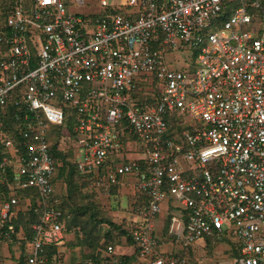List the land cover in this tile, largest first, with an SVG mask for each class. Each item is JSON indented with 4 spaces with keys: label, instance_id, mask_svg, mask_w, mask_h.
I'll return each instance as SVG.
<instances>
[{
    "label": "built area",
    "instance_id": "1",
    "mask_svg": "<svg viewBox=\"0 0 264 264\" xmlns=\"http://www.w3.org/2000/svg\"><path fill=\"white\" fill-rule=\"evenodd\" d=\"M10 2L0 22V243L19 235L18 194L36 190L26 263L54 264L45 247L68 229L55 152L71 150L100 193L144 198L132 231L143 264H202L214 238L235 240L216 264H264V0H100L96 17L69 15L65 0ZM186 45L199 50L196 69L180 61ZM134 145L136 159L110 160ZM168 201L181 210L169 228L179 254L161 252L154 235ZM118 262L108 246L79 264Z\"/></svg>",
    "mask_w": 264,
    "mask_h": 264
},
{
    "label": "rangeland",
    "instance_id": "2",
    "mask_svg": "<svg viewBox=\"0 0 264 264\" xmlns=\"http://www.w3.org/2000/svg\"><path fill=\"white\" fill-rule=\"evenodd\" d=\"M65 1L67 3L68 14L73 16H102L105 10L101 6L100 0H84L83 4H79L78 0ZM0 6L4 7L0 10L4 14L8 8V1L0 0ZM1 21L2 20L0 18V22ZM198 53V48L186 45L179 53L180 61L182 63L187 62L193 69H196L199 66V63L197 62ZM153 82L154 79L150 78L148 83L150 88H153ZM150 88H148V91H150ZM184 119L186 121H190L192 117L190 115H185ZM67 151L68 153L64 156V158L62 157L60 160H57L59 163L57 164V169L59 171L55 178L56 197L59 200V203H62L63 207L71 213L73 217V226H70L72 229H67V233H74L76 239H78V235L83 237L82 239H85L86 232L92 230L94 233L99 232L98 234H101L104 232V229L107 231L110 230L109 227V229H107V227L101 226V222L105 220L112 221L122 227H129L127 222L131 217L130 214L134 212L135 206L131 203V199L133 197L129 195L128 190L124 189L123 194L119 196H115V194L112 196H106L103 193H100L99 190L84 185L75 171V166L72 162L71 156L72 151ZM138 156L139 153H137L136 145H134V149L129 148L126 153L121 152L111 154L110 160L117 163L120 161L122 162L125 160L136 159ZM27 198L31 197L28 195ZM24 207L30 209L29 207L31 206H28L25 201H20V208ZM176 211L181 213V210L178 208H176ZM154 235L155 238L160 240L159 234ZM91 238L90 242L93 241L92 243L95 244L96 241ZM171 242L175 244V253L179 254L182 252V244L176 243L172 237L170 241L164 242V245L169 246ZM233 242H235L234 239L231 241L227 238L223 240H219L217 238L206 240L204 243L207 245V254L205 256L206 259L202 264H216L219 261L226 260V255L230 254L234 249ZM88 247L91 249V253L97 249V247L94 246Z\"/></svg>",
    "mask_w": 264,
    "mask_h": 264
},
{
    "label": "crops",
    "instance_id": "3",
    "mask_svg": "<svg viewBox=\"0 0 264 264\" xmlns=\"http://www.w3.org/2000/svg\"><path fill=\"white\" fill-rule=\"evenodd\" d=\"M55 180V179H54ZM27 198L21 199L22 202L26 201ZM132 205L134 204V212L130 214V219L127 222L129 226L133 227L140 221V216L136 210H138L140 204L137 207V198L131 199ZM26 207L17 209V212L13 214V221L19 218V215L27 211ZM181 213L176 211V207L174 203L171 201L165 202L163 204V213L160 216H157L153 220L154 225V234L160 235V240H158L160 246L159 250L161 252H172L174 251V243L171 242L169 246H165L164 242L170 241L171 236L169 234V228L171 224L172 216H180ZM133 222V223H131ZM131 223V224H130ZM17 230L19 231V235L14 237V240L11 242H1L0 243V264H25L27 258V233L23 228V225H17ZM25 234V235H24ZM26 236V238H24ZM108 246H113L115 250V254L119 262L117 264H143L141 258L139 259V253L137 246L128 241L126 237L120 239L119 242H115L114 244L110 243ZM98 248L91 253V249L87 245H81L74 233H65V237L63 242L56 247L58 256L53 258L51 262L54 264H79L83 259H85L88 255L95 256L96 260L101 259L106 254V249ZM91 253V254H90ZM52 258V257H51ZM49 258V259H51ZM23 261V263H22ZM27 264V263H26Z\"/></svg>",
    "mask_w": 264,
    "mask_h": 264
},
{
    "label": "trees",
    "instance_id": "4",
    "mask_svg": "<svg viewBox=\"0 0 264 264\" xmlns=\"http://www.w3.org/2000/svg\"><path fill=\"white\" fill-rule=\"evenodd\" d=\"M8 1V8L6 9V11L4 12V14L0 11V18L1 20H4L5 17L10 13L11 11V6L13 2H10L11 0H7ZM4 7L0 6V10L3 9ZM55 157L57 160H60L62 157L64 158V156H66L67 153L64 152H60V151H56L55 152ZM75 166V165H74ZM75 171L79 177V179L84 183V185H87L88 187H91V184H89L88 182L85 181V177L83 175H80V173L77 171L76 167H75ZM57 174L55 175L54 179L56 178ZM86 182V183H85ZM116 191L117 189L113 190L112 194H115L116 196ZM29 195V197H31V201H32V207L30 209H28V212H24L21 215H19V218L17 220L14 221V224L16 225H23V228L25 229V232L27 233L28 238H32L34 231H33V225L38 221L39 216L37 213H35L34 209L36 208V204H37V196H38V192L36 190H28V191H23L20 192L18 194L20 199H24L27 198V196ZM137 207L140 204L138 210H136V212H139L140 207L142 206L143 202H144V198L143 197H137ZM58 208L61 209V211L64 214V218L68 223V229H72L70 228V226H73V217L71 215V213H69L62 205V203L58 204ZM101 226H105L107 227V229L110 228V230H106L104 229V232H102L101 234H98L97 232L94 233V231H89L86 232V238L82 239L83 237H80V235L77 236V241L81 244V245H87V246H94L98 248H104L107 247V245H109L110 243L114 244L115 242H119L121 238L126 237L128 241H131L135 244V241L133 240L132 237V231L135 228V225H133V227L129 226V227H122L117 225L116 223L112 222V221H102L101 222ZM109 227V228H108ZM17 228V226H16ZM99 230V229H98ZM97 230V231H98ZM82 233V232H81ZM92 237V238H91ZM90 238L92 240H95L96 243L93 244L91 241L90 242ZM58 245H49L47 247H45V253H44V257H46L50 262L53 258L58 256L57 253V247ZM99 246V247H98ZM52 257V258H51ZM94 258L95 256L93 255H88L86 258ZM51 258V259H49ZM85 258V259H86ZM95 259V258H94ZM23 263V261H22ZM53 263V262H52ZM26 264V261H25Z\"/></svg>",
    "mask_w": 264,
    "mask_h": 264
}]
</instances>
